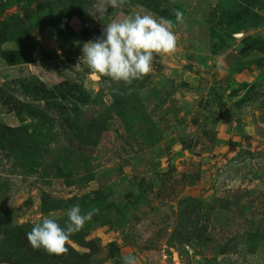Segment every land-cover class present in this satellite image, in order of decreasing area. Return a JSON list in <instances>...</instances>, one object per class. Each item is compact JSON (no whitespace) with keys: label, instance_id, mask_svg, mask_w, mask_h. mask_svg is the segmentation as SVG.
Listing matches in <instances>:
<instances>
[{"label":"rangeland","instance_id":"374dc122","mask_svg":"<svg viewBox=\"0 0 264 264\" xmlns=\"http://www.w3.org/2000/svg\"><path fill=\"white\" fill-rule=\"evenodd\" d=\"M137 12L173 21L149 74L75 68ZM74 205L65 251L29 243ZM124 257L264 264V0H0V264Z\"/></svg>","mask_w":264,"mask_h":264},{"label":"clouds","instance_id":"9594fccd","mask_svg":"<svg viewBox=\"0 0 264 264\" xmlns=\"http://www.w3.org/2000/svg\"><path fill=\"white\" fill-rule=\"evenodd\" d=\"M110 5L116 8L118 0H110ZM175 19L182 21L183 13L176 10ZM172 28V20L139 12L123 20L109 21L100 37L84 42L75 68L86 64L91 73L131 83L151 72L156 55L174 50L176 37ZM92 214V211L81 214L80 206L74 205L67 212L66 227L45 217L34 224L26 234L27 239L34 248H43L49 253L65 251L70 235L79 231ZM122 264H135V259L124 257Z\"/></svg>","mask_w":264,"mask_h":264},{"label":"water","instance_id":"95a60500","mask_svg":"<svg viewBox=\"0 0 264 264\" xmlns=\"http://www.w3.org/2000/svg\"><path fill=\"white\" fill-rule=\"evenodd\" d=\"M187 249H188L190 252H192V249H191L190 247H187Z\"/></svg>","mask_w":264,"mask_h":264}]
</instances>
